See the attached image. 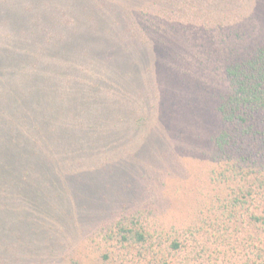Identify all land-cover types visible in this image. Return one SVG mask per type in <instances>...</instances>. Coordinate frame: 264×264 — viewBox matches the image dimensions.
<instances>
[{"label": "rangeland", "instance_id": "obj_1", "mask_svg": "<svg viewBox=\"0 0 264 264\" xmlns=\"http://www.w3.org/2000/svg\"><path fill=\"white\" fill-rule=\"evenodd\" d=\"M87 1L0 0V51L6 35L23 38L32 52L47 49L40 62L54 72L42 86L24 82L18 71L9 79L0 74V86L11 90L0 88L1 99L19 105L18 91L28 89L25 110L46 116L52 160L38 149L34 165L43 177L54 174L34 191L19 189L18 173L0 171V189L9 191L8 199L0 192V264H67L89 232L126 208L152 210L165 225L190 221L205 187L218 97L227 89L223 68L264 46V0L181 1L175 15L147 23L146 41L131 36L121 19L132 10L141 20L140 5L100 0L92 13ZM87 26L95 32L83 41ZM97 83L110 88L97 92ZM70 85L85 105L73 102ZM61 110L86 119V132L54 130L67 119ZM16 136L27 139L19 123ZM20 206L28 218H18Z\"/></svg>", "mask_w": 264, "mask_h": 264}, {"label": "trees", "instance_id": "obj_2", "mask_svg": "<svg viewBox=\"0 0 264 264\" xmlns=\"http://www.w3.org/2000/svg\"><path fill=\"white\" fill-rule=\"evenodd\" d=\"M97 1L100 0L87 1L92 13ZM126 1L134 9H137L136 4L140 5L142 19L134 18L130 10L122 12V21L131 36L139 35L146 41L147 23L154 25L157 20L175 15L177 9H183L178 3L182 1L190 7L191 0H122ZM86 19L94 21L93 16ZM87 27L89 32L82 33L83 41L93 39L95 31ZM3 41L6 48L0 51L2 77L9 79L18 71L15 75L22 76L24 82L36 81L37 86H42L46 78L53 80V70L40 62L41 55L48 54L47 49L39 46L32 52L23 38L11 39L8 35ZM78 47L80 45L76 49ZM84 55L88 60L92 58L87 51ZM223 74L227 89L218 97L210 163L193 218L181 225H165L150 217L151 209L124 207L126 209L114 219L89 232L79 256L73 254L67 258V264H264V46L226 63ZM72 87L66 86L70 98L74 103L77 100L85 105L86 99H79L82 94L79 87H74L78 93H73ZM0 88L11 91L5 86ZM109 88L97 83L94 90L101 92ZM18 93L19 105L0 98V171L3 176L12 178L18 173L19 189L26 186L34 191L42 190L41 183H50L48 179L54 175L43 177L41 169L37 174L39 169L34 165L39 161L36 158L39 150L45 160H52L51 152L45 150L47 146L50 148L48 121L43 112L25 110L27 105L23 98L27 100L28 89L20 88ZM107 97H99L102 107L98 112H103ZM60 112L67 119L58 128L57 124H52L54 130L60 128L62 134L75 133L76 137L81 130L86 132L88 122H80L86 119L65 110ZM81 112H86L85 106ZM18 123L25 129V140L16 136ZM78 144L85 142L81 139ZM6 163L13 169L16 166L17 171L8 169ZM0 192L8 199L9 191L5 186ZM2 206L7 207L4 199ZM17 211L20 220L28 218L21 206ZM41 222L45 223L44 217Z\"/></svg>", "mask_w": 264, "mask_h": 264}]
</instances>
